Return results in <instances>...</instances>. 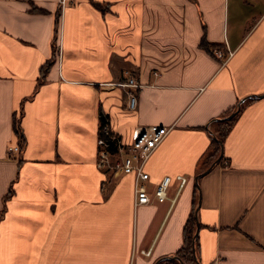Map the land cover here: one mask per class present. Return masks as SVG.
I'll return each mask as SVG.
<instances>
[{
    "label": "crops",
    "instance_id": "1",
    "mask_svg": "<svg viewBox=\"0 0 264 264\" xmlns=\"http://www.w3.org/2000/svg\"><path fill=\"white\" fill-rule=\"evenodd\" d=\"M100 111L124 142L170 127L144 166L150 202L97 167ZM198 197L197 261L264 264V0H0V264H154Z\"/></svg>",
    "mask_w": 264,
    "mask_h": 264
},
{
    "label": "built area",
    "instance_id": "2",
    "mask_svg": "<svg viewBox=\"0 0 264 264\" xmlns=\"http://www.w3.org/2000/svg\"><path fill=\"white\" fill-rule=\"evenodd\" d=\"M66 0H60L63 5ZM219 57H224L221 51L216 52ZM124 86H140L134 75L126 76L125 80L119 82ZM136 106V95L128 93L127 107L134 109ZM169 126L159 124L139 125L135 127L130 139L124 142L118 135L113 133L108 122L103 123L98 129L97 136V157L96 165L100 169L121 172L123 174H133V193L135 204H145L151 201L148 189L145 185L149 175L144 166L150 154L162 142L169 131ZM18 150V146H9L8 153ZM180 185L185 182V177L177 175ZM171 176L164 175L159 179L154 188V196L158 201L166 197V191L170 184ZM144 254H149L150 250H141ZM208 264H218L217 260H212Z\"/></svg>",
    "mask_w": 264,
    "mask_h": 264
},
{
    "label": "trees",
    "instance_id": "3",
    "mask_svg": "<svg viewBox=\"0 0 264 264\" xmlns=\"http://www.w3.org/2000/svg\"><path fill=\"white\" fill-rule=\"evenodd\" d=\"M97 6H99V4H97ZM200 45L206 49H208L211 46L204 38H202ZM45 69H46V66H44V69H42V74H44ZM239 106H240V104H239ZM235 109H236V107H233V110H235ZM99 119H100L99 127L103 123L107 122L106 115H104V113L102 111L99 112ZM19 121H20L19 116L16 117V115H14V117H13V129H14L16 134H21V128H20V122ZM221 123H224L225 125L220 127L218 129V134L216 136H213L211 139V143L215 147L214 156H217V154L219 153L220 143L218 140H220L222 142L223 137L228 130L227 120H223ZM213 158L214 157L210 158L209 162H211V160ZM196 202H197V198H194L192 210H191L190 214L188 215L186 222L183 226V230H182L183 243H182L181 247L174 253V255L178 256V258L162 259L157 264H180L179 260H181L183 264H197L198 263L197 260L194 258L193 253H192V242H194L195 254H196V251L198 250L197 236L193 237L194 231L196 229V219H195V215H194V208H195Z\"/></svg>",
    "mask_w": 264,
    "mask_h": 264
},
{
    "label": "water",
    "instance_id": "4",
    "mask_svg": "<svg viewBox=\"0 0 264 264\" xmlns=\"http://www.w3.org/2000/svg\"><path fill=\"white\" fill-rule=\"evenodd\" d=\"M242 100H243V98L240 99V102H241ZM240 102L237 104V107H236L235 110L231 111V113H229L227 116L224 117L225 119L228 118V117H230L231 115L234 114V112L239 108V104H240ZM218 141H219V143H220V150H219V153H218L217 157L212 161V163H211V164H210V165H209V166H208V167H207L202 173H204V172H206L208 169H210V167H211L213 164H215L216 162H218V160L221 158V156H222V142H221L220 140H218ZM202 173H199L198 175H196V179H197L198 176H199L200 174H202ZM196 185H197V187H198V184H197V183H196ZM199 198H200V197H198V199H197V206H196L195 209H194V215H195V219H196V229H195V231H194V235H193V237H196V236H197V233H198V226H199V223H198V219H197V214H196V212H197V208H198ZM192 253H193L194 258L197 260V258H196V254H195L194 242H192ZM167 258H178V256H176V255H167V256L162 257V259H167ZM158 261H159V260H158ZM158 261H156L154 264H157ZM179 261H180V264H183L181 260H179ZM197 262H198V261H197ZM197 264H200V263L198 262Z\"/></svg>",
    "mask_w": 264,
    "mask_h": 264
},
{
    "label": "rangeland",
    "instance_id": "5",
    "mask_svg": "<svg viewBox=\"0 0 264 264\" xmlns=\"http://www.w3.org/2000/svg\"><path fill=\"white\" fill-rule=\"evenodd\" d=\"M100 169V168H99ZM102 170H104V169H102Z\"/></svg>",
    "mask_w": 264,
    "mask_h": 264
}]
</instances>
